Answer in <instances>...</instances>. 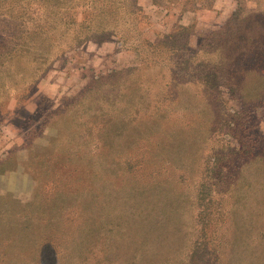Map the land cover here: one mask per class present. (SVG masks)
Returning <instances> with one entry per match:
<instances>
[{
    "label": "rangeland",
    "instance_id": "obj_1",
    "mask_svg": "<svg viewBox=\"0 0 264 264\" xmlns=\"http://www.w3.org/2000/svg\"><path fill=\"white\" fill-rule=\"evenodd\" d=\"M46 1L53 0H0V54L21 43L25 26L33 25H23L31 9L34 26L42 24ZM112 1L116 14L111 0L97 1L106 7L98 23L117 21L123 47L115 45L117 37L93 32L78 47L53 52L60 57L25 95L0 99V264H35L31 256L14 257L39 241L36 264H264V79L247 75L237 96L224 85L232 69L225 42L234 38V50L237 37H250L255 26L241 17L196 53L199 39L237 8L256 11L257 1ZM186 25L196 36L189 56L165 53L169 62L144 67L137 83L125 71L95 83L99 75L133 67L148 55L146 43ZM214 75L218 85L207 84ZM98 138L107 143L101 157L110 166L97 168L99 190L88 193L90 175L72 172L63 159L88 155ZM90 155L85 161L102 163ZM128 163L133 175L120 177ZM22 209L37 216L31 217L37 236L23 229ZM55 209L88 224L91 238L85 228L55 234L49 223L61 215L41 216Z\"/></svg>",
    "mask_w": 264,
    "mask_h": 264
},
{
    "label": "trees",
    "instance_id": "obj_2",
    "mask_svg": "<svg viewBox=\"0 0 264 264\" xmlns=\"http://www.w3.org/2000/svg\"><path fill=\"white\" fill-rule=\"evenodd\" d=\"M97 1L98 0L46 1L45 5L42 6L41 8L43 14L42 15L43 21L41 20L42 24L39 26H34L37 25L35 24L36 20L32 15L34 14L35 9L34 11H32L31 9V14L27 13L30 16L23 21V25L27 23L29 25L32 24L33 25L25 26L26 30H24L20 34L22 35V37L20 38L21 43H17L16 45H14L15 47H13L11 50L7 49L4 53L0 54V99L8 97L11 92L18 93L20 96L25 95L23 91L29 89L30 86L36 83V81L41 77V74L45 72L44 69L45 65L48 63L50 64L52 61L60 57L58 53H53V52L60 51V53L62 54L66 50H70L72 48L78 47L79 45H81V43L85 42L86 40H89L93 32L95 34L98 33L99 35L103 33L111 34V36H115L118 39L115 42V45H118L119 47L124 46L122 36L119 35V32L121 33L122 29H120V27L114 26L117 21L111 22L110 26L107 24L98 23L100 22L101 15L103 14V11H105L106 7L98 4ZM236 1L238 3V0ZM256 1L258 7L256 11L247 15L246 13H243L242 10H240V8H237L235 12L232 13L229 20H227L224 24H222V26L218 27L217 31L209 32L203 39H199L196 45L197 47L196 53H198L199 51L205 52L204 45L208 40L216 39L218 36V31L220 34V32L226 29L229 23H234L235 21L239 20L241 17H243L244 22L252 23V25L255 26L252 30L254 34L249 32L250 37H246V39H243L242 34H241L242 36L240 35V37H237L238 44H236L235 46L236 48L234 50L232 49V46L235 45L232 40L234 38L227 39V41L225 42V45L229 44L227 50H229L231 54H228L224 58L225 60L232 62V69L230 70V73L227 74V80L225 81L224 85L225 86L227 85L229 92L233 95H236L238 91L242 90L247 75L249 74L256 75L264 79V8L263 9L260 8V7H264V1L263 0L262 1L256 0ZM115 5L116 4H114L113 1L111 0L110 2V9H112L111 13L116 14L117 7H115ZM29 6L30 8H32L33 4ZM84 14H86L88 18H83ZM129 14L134 15L135 12L129 11ZM243 21L240 20V22ZM92 23H97V25L93 26ZM191 25L193 26V24ZM191 25L180 27L179 30H177L175 33L169 36L164 37L163 40H159L155 43L153 42L146 43L149 49L148 51L149 56L146 54L145 56H141L140 54L141 56L140 60L133 67H130L127 70H122V71L113 70L110 73H108V75H99L97 76L98 82L96 81L95 83H100L101 85H103L105 76L109 78L116 76L120 77V75L124 73V71H125L124 75L127 78H133V82L137 83L138 80L135 81V79L141 76L140 74L145 71L144 67H149L150 65L153 66V62L155 66L158 63L161 62L164 63L168 61L169 59L168 57H163L165 53L174 55L183 52L188 55L191 52L189 41L191 40L192 37H196L195 33L191 31V28L193 29ZM81 32H84V35L81 36L80 35ZM36 46H38V49L36 48ZM191 56H193V54ZM22 69H27L29 71L27 73H25L26 71L20 73ZM218 78L219 77L214 75L211 80L209 81L206 80L207 84H212V86L218 85L217 82ZM108 85L114 86L116 85V83L108 84ZM89 90H90L89 86L84 88L77 95L76 100H82L83 98H85ZM116 91H117L116 93H119L118 85ZM165 98L166 99L170 98L169 94H167ZM79 102L80 101H78V103ZM79 125H77V127ZM240 125L241 123L237 124L236 126L240 127ZM247 129H249V127H247ZM102 130L103 127H98L96 131L97 132L101 131L102 134L104 133ZM101 138H98L94 142L95 144L93 143V145L91 146L88 152V155L77 154L78 157L74 159L71 156L72 154H69V156H65V159H63L64 164H67V168L68 166L74 168L72 172H75L76 169H82L88 175H90L86 179L88 182V188H87L88 193L97 192L99 190L98 187H96L97 168L102 169L103 167L107 168L108 166H110L105 161V159H103L104 160L103 162L101 157L102 154H104L102 150L107 148V143L106 142L104 143V140L102 141ZM81 145L82 144L79 143L76 146H81ZM91 153H94V158H98L99 160H102L101 161L102 163L98 164V161L96 160L93 161V163L89 161H85V158L87 156L89 158H92L90 155ZM111 161L113 160H110V162ZM134 166L136 167V165ZM120 172H121L120 177L124 173L128 175L129 174L133 175L131 164L128 163L126 165V168L120 170ZM112 175L113 172L110 171V173L107 175L108 180ZM132 180H134V176L132 177ZM105 182L106 181L103 180L99 188H103L104 185L102 184ZM49 183L55 185L56 180L49 181ZM81 188H84V186H81ZM80 192L81 194H83V189H81ZM94 195H97V193H94ZM197 205L199 204L197 203ZM55 210L56 211L53 214L47 215L42 213L43 215H41L42 217L51 220L53 219V217L57 215H61L60 216L61 219H59L57 222L49 223V226L53 227L55 234L64 235V232L72 231L73 229L85 228L84 230L89 237L88 239L91 238L90 236L92 231L90 228H88L89 227L88 224L79 222L76 218H74V216L71 217L69 213L65 215L62 211L63 209H55ZM20 211L22 215L21 225L23 229L29 231L31 235L37 236L35 232H31V227H33L32 226L33 218L31 217H37V216H30L34 214L33 211H30L29 214L25 209H22ZM45 228L46 227H42V229ZM98 232L99 233L104 232L102 224L98 228ZM26 239L27 238H24V241ZM54 239L55 237L53 238L47 237L44 239V241L51 243L53 242ZM33 240L35 241L36 239ZM72 240L73 237H68L66 239V242ZM98 242L101 243L105 241L102 238H99ZM40 245L41 242L39 241L37 245V249L35 250L32 249L30 251H28L29 249L28 247L26 248L25 246H22V248L25 250L20 248L19 252L16 253V256L14 258L22 259L25 258V256L26 257L31 256L32 257L31 259L35 260L37 263L39 262V260L37 261V258L40 257V249H39L41 248L39 247Z\"/></svg>",
    "mask_w": 264,
    "mask_h": 264
},
{
    "label": "crops",
    "instance_id": "obj_3",
    "mask_svg": "<svg viewBox=\"0 0 264 264\" xmlns=\"http://www.w3.org/2000/svg\"><path fill=\"white\" fill-rule=\"evenodd\" d=\"M153 7V6H152ZM156 8V7H155Z\"/></svg>",
    "mask_w": 264,
    "mask_h": 264
}]
</instances>
